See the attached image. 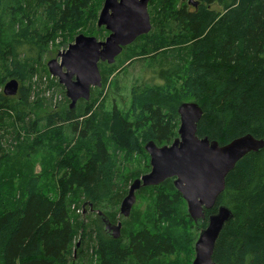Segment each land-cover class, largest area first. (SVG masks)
Returning a JSON list of instances; mask_svg holds the SVG:
<instances>
[{
  "label": "trees",
  "instance_id": "trees-1",
  "mask_svg": "<svg viewBox=\"0 0 264 264\" xmlns=\"http://www.w3.org/2000/svg\"><path fill=\"white\" fill-rule=\"evenodd\" d=\"M194 1V6L184 0L149 1L151 31L123 49L137 43V55L149 53L155 58L163 54L166 59L165 50L176 48L179 53L173 58L180 63L168 60L169 71L164 73V67L157 71L162 83L133 85L127 111L114 107L97 123L99 119L91 112L93 98L81 99L72 109L68 104L62 113L45 115V125L53 129L47 140L53 151L40 155L37 161L0 155V264H180L177 237L181 244L188 243L183 251L190 262L195 235L189 236L186 225L178 235L146 227L126 231L127 218L120 236L113 239L102 231L97 211L114 222L105 209L127 192L126 187L117 189L120 182L115 181L118 174L104 138L106 132L119 149L147 158L144 144L149 140L157 146L169 144L177 136V107L191 100L203 111L197 123L199 137L206 136L220 145L247 133L264 137V0ZM23 2L24 10L35 6L49 24L50 34L46 39L42 32L26 25L18 31L19 40L13 35L7 43L0 41V84L10 78L22 83L27 75L29 63L20 57L24 50L21 40L29 32L41 50L59 32L70 36L69 42L61 44L73 41L70 30L85 25L89 27L84 34L104 32L94 26L103 0ZM114 62L98 64L103 87ZM17 94L18 99L11 100L0 92V117L9 116L12 110L24 123L30 91L20 84ZM82 101L84 107L78 108ZM65 125L68 136L63 134ZM74 140L76 144L71 145ZM36 163L39 172L35 171ZM138 175L129 172L123 181L128 183ZM148 187L157 192L158 215L172 217L183 199L172 178ZM73 203L88 213L95 212L90 223L82 219L87 214L73 216ZM219 205L227 206L232 217L215 241L213 261L264 264V147L237 161L226 175L225 188L214 206L204 210L200 227ZM186 216V222L192 224ZM90 241H94L91 261L84 251Z\"/></svg>",
  "mask_w": 264,
  "mask_h": 264
},
{
  "label": "water",
  "instance_id": "water-1",
  "mask_svg": "<svg viewBox=\"0 0 264 264\" xmlns=\"http://www.w3.org/2000/svg\"><path fill=\"white\" fill-rule=\"evenodd\" d=\"M149 1L103 0L96 27H103L108 32L105 38L100 40L94 35L78 33L67 48L47 61L49 74L64 87L69 109L74 108L81 99L88 101L92 88L101 87L99 62L112 64L124 47L151 31ZM189 1L194 5L197 3ZM2 91L6 96L15 95L18 91L17 80L9 79ZM177 113V136L169 144L157 146L152 140L144 144L150 170L129 184L119 205L123 217L129 216L138 189L156 186L172 178L173 186L186 202L188 215L199 227L205 218L204 210L214 206L225 188L226 175L237 161L249 152H257L264 147V137L256 138L249 133L223 145L206 136L199 137L196 133L197 123L203 111L194 101L182 102L177 107ZM97 214L107 235L118 238L121 222L112 224L101 211H97ZM231 217L232 212L225 205H219L215 212L207 216V224L199 229L194 243L191 264H218L212 259L215 241Z\"/></svg>",
  "mask_w": 264,
  "mask_h": 264
},
{
  "label": "rangeland",
  "instance_id": "rangeland-1",
  "mask_svg": "<svg viewBox=\"0 0 264 264\" xmlns=\"http://www.w3.org/2000/svg\"><path fill=\"white\" fill-rule=\"evenodd\" d=\"M184 1L188 2L189 0ZM149 4L150 3H148V11L149 15H151L153 14V11L150 12L149 8H151V5L149 7ZM25 5L26 3L24 4L23 0H0L1 43L9 42L13 35H15L14 38L16 40H19L20 37L18 36V31L26 25L29 26V30L35 29L37 32H42L46 39L48 38L47 35L50 34L49 24L41 14L34 10L35 6L29 7L28 10H24ZM94 26L96 27V22H94ZM88 27L89 25L78 27L70 30L69 33L72 34V37L74 38L78 33H83V31L86 32V28ZM101 28L104 32L102 31L98 35H95L100 40L104 39L107 35V31L103 27ZM62 33L59 32L55 38L53 37L45 42L43 50L38 48V44L35 43L37 38H33L30 32L26 34L25 39L21 40L24 50L22 51L20 58L21 60L26 59L29 63V67L23 82L21 83L18 79L16 80L18 86L22 84L30 91L29 109H25V124L16 119L15 112L12 110L10 111L9 116L1 115L0 117V155H4L7 159L13 160V158L23 159L29 157L30 159L32 158L33 161H37L40 155L46 152H51L54 149V146L47 143V140L51 138L50 135L52 134L51 132L53 129H48L45 125L44 117L51 112L62 113V109L68 106L69 99L65 96L64 87L58 83L57 78L52 77L49 74L46 63L50 59L55 58L58 52L67 48L70 36H66L69 35L68 32ZM63 35L66 37L64 38ZM64 40L68 42L61 44ZM136 48L139 49L137 43L126 50L123 49L115 59L116 61L114 62L115 64L113 65L112 73L109 74L106 85L104 87L93 88V96L90 94V98H93L92 102L94 104L91 112H94L99 119H97V123L102 122V119L105 118L104 115L114 107L123 112L127 111L130 106V91L133 85L142 83H159L162 80L158 77L157 71L164 67V73L168 72L170 68L166 64L168 60H170L169 62L180 63L179 59L173 58L174 53H179L175 50L176 48L165 50V56H167L166 59L161 56L163 54H157L155 58H152L153 54L149 53L146 55H137L138 52ZM105 67L106 64H104L102 68ZM8 80L6 79L3 84H0V92H3V86ZM17 96L18 94L16 93L15 95L10 96V99L17 100ZM66 99H68V101H66ZM187 101L191 100H186L185 102ZM78 105V108H83L84 102H78ZM89 114L90 113L86 116ZM27 122L29 124L25 127ZM64 131L63 134L68 136L69 129L67 125H65ZM104 138L115 161L118 174V176L115 177V181L118 180L120 182L117 189L119 191L125 187L128 189V186L133 179L139 178L142 174L147 173L150 170L149 156L146 151L147 158L141 155L128 154L126 151L119 149L108 138L107 132L104 135ZM75 141L76 140H74L71 145L74 144ZM35 171H40L38 163L35 165ZM129 172H132L133 174L137 173L139 175L127 183L126 181H123V177L124 174L127 175ZM156 196L157 192L154 188L147 187L144 189H138L135 192V202L128 217H123L119 212L121 200L114 204V206L106 208L105 211H108L111 214V217L114 219L113 224L117 221H120L123 226L127 224L125 227L126 231H131V229L136 227H146L149 230H155L160 233H172L178 235L184 225H186L185 229L188 231L189 236L190 234L195 235L192 241L193 251L190 257V262H187L186 253L183 251L186 250L188 243H185L186 245L181 244V239L177 237L178 240L176 247L179 250L178 262H180V264H191L194 258V243L198 237L199 230L196 231L194 229L195 226L193 222L192 224L186 222L188 217L186 216V214L188 215L186 202L182 199V201L180 200V202L176 204V212L174 211L172 217L164 216L167 218H161L156 210ZM81 208L82 207L77 208L73 203L70 207V211L74 217L76 215L87 214L85 218L82 219L84 222L90 223L91 219L95 216V212L88 213L85 209L82 210ZM116 211L117 213L114 216ZM131 215L132 218H130ZM127 218L128 223L125 224L123 221ZM189 236H187V240ZM76 242L78 243V241ZM93 244L94 241H90L87 249H84L87 258L90 261L92 260L93 252L91 250Z\"/></svg>",
  "mask_w": 264,
  "mask_h": 264
},
{
  "label": "flooded vegetation",
  "instance_id": "flooded-vegetation-1",
  "mask_svg": "<svg viewBox=\"0 0 264 264\" xmlns=\"http://www.w3.org/2000/svg\"><path fill=\"white\" fill-rule=\"evenodd\" d=\"M188 4L190 5V6H194V4L192 3V2H190V1H188ZM107 34H108V32H107ZM127 193V192H126ZM126 195V194H125ZM124 195V196H125ZM122 200V199H121ZM121 202V201H120ZM104 214V213H103ZM105 215V214H104ZM108 219V218H107ZM109 220V219H108ZM99 221H100V219H99ZM110 221V220H109ZM111 222V221H110ZM117 222H120V221H117ZM117 222L115 223V224H117ZM112 224L114 223V222H111ZM100 225H101V222H100ZM101 227H102V225H101ZM197 227V226H196ZM198 228V230L201 228L200 226L199 227H197ZM102 229H103V227H102ZM103 232L105 233V235H107V233L105 232V230L103 229ZM120 234H121V228H120ZM108 237H110L109 235H107ZM110 238H112V237H110ZM113 239H116V238H113Z\"/></svg>",
  "mask_w": 264,
  "mask_h": 264
}]
</instances>
